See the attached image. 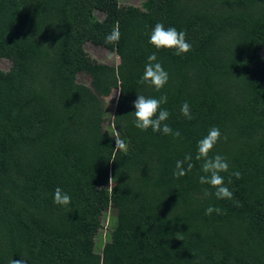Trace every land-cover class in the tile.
Wrapping results in <instances>:
<instances>
[{"label": "trees", "instance_id": "obj_1", "mask_svg": "<svg viewBox=\"0 0 264 264\" xmlns=\"http://www.w3.org/2000/svg\"><path fill=\"white\" fill-rule=\"evenodd\" d=\"M157 22L186 32L192 50L156 49ZM116 25L119 41L106 43ZM87 43L118 65L91 58ZM263 47L264 0H0V60L10 63L0 70V264H264ZM153 53L169 74L160 91L139 83ZM112 91L106 130L100 95ZM137 95H167L165 123L180 137L136 128ZM212 127L221 138L209 155L226 158L232 199L199 182L197 144ZM187 154L193 168L176 178ZM57 187L69 206L53 202Z\"/></svg>", "mask_w": 264, "mask_h": 264}, {"label": "clouds", "instance_id": "obj_2", "mask_svg": "<svg viewBox=\"0 0 264 264\" xmlns=\"http://www.w3.org/2000/svg\"><path fill=\"white\" fill-rule=\"evenodd\" d=\"M120 39L119 25L113 27L110 34L105 37L106 43H117ZM149 43L156 49H175L176 55L186 54L192 50V45L186 39V32L178 31L175 27L165 28L164 24L157 22L150 34ZM169 81V74L163 68L161 63L157 62L155 53L148 56V62L145 65L144 73L139 81L141 84H149L154 86L157 91H160ZM167 95L159 98L145 97L144 95H137L133 106L135 111V127L141 131H147L149 128L153 132H162L165 135H172L174 138L180 137L179 131H174L167 123H165L170 116L168 110L161 107L167 103ZM182 115L187 119H192L191 108L185 102L180 109ZM116 149L126 150L127 144L125 140L117 133L115 136ZM221 138V132L218 127H212L206 136L198 141L196 159L202 160L201 175L199 182L201 184L210 185L215 188V196L217 199H232L233 193L224 183V177L221 173L229 172V164L225 157L221 155L210 156V152ZM193 157L191 154L185 155L183 160L176 162L175 171L173 175L176 178L182 177L191 171L193 164L191 163ZM187 164V168L184 165ZM230 176H235L237 179L241 178V173L238 171L231 172ZM231 182V181H229ZM111 179L109 180V186ZM205 196H210L207 189L204 191ZM53 202L61 206H69L71 204V197L64 192L60 187L54 191ZM213 212L220 214V208H213L209 206L206 209V215H211ZM10 264H27L26 260L13 259Z\"/></svg>", "mask_w": 264, "mask_h": 264}, {"label": "rangeland", "instance_id": "obj_3", "mask_svg": "<svg viewBox=\"0 0 264 264\" xmlns=\"http://www.w3.org/2000/svg\"><path fill=\"white\" fill-rule=\"evenodd\" d=\"M144 0H119L120 5H132L136 7H141V4ZM98 18H102L101 14L98 15ZM85 51L87 54L96 60L99 63L117 66L119 63V57L115 52H109L106 51L98 46H95L93 44L87 43L85 44ZM261 56L264 57V47L262 51L260 52ZM10 63L8 60H0V70L5 72L9 69ZM77 81L81 84H85L87 86H90V78L86 74L80 73L77 75ZM118 96L117 91H112L108 95H100L103 104L105 106V109L108 113V116L105 119V122L103 123V126L106 130H109L111 128V115L114 113L115 108V102ZM114 212L110 210L105 218L102 220V228L99 231V234L97 238L95 239L96 243V251L100 250L101 247L104 245V243L108 239V233L110 231V222L113 218L114 221Z\"/></svg>", "mask_w": 264, "mask_h": 264}]
</instances>
